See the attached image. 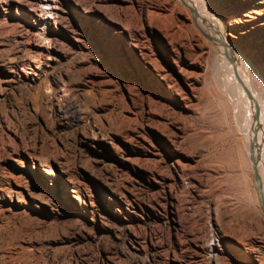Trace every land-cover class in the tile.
<instances>
[{
  "label": "rangeland",
  "instance_id": "1",
  "mask_svg": "<svg viewBox=\"0 0 264 264\" xmlns=\"http://www.w3.org/2000/svg\"><path fill=\"white\" fill-rule=\"evenodd\" d=\"M163 1L0 0V264H264L258 185L232 171L210 178L200 134L221 124L210 97L184 98L193 94L161 47ZM207 1L264 96V0ZM245 237L262 246L257 258L235 249Z\"/></svg>",
  "mask_w": 264,
  "mask_h": 264
},
{
  "label": "bare ground",
  "instance_id": "2",
  "mask_svg": "<svg viewBox=\"0 0 264 264\" xmlns=\"http://www.w3.org/2000/svg\"><path fill=\"white\" fill-rule=\"evenodd\" d=\"M36 2L42 7L53 5L51 0H36ZM170 3L167 9L170 13L166 17L168 20H161L160 28L165 37L160 40L161 47L164 51L169 50L174 53L171 56L172 60L177 70L184 75L186 85L193 94V96L186 95L185 100L192 101L199 91L210 97L214 113L221 124L220 131L200 134L207 142V158L210 157L211 161L212 159L214 161L211 162L212 165L208 164L211 170L210 178L216 180L217 177L226 176L232 171L233 176L239 179L240 185L248 188L249 175L252 176L258 185L264 207V96L258 95L254 90V83L259 76L250 69L251 67L235 64L236 53L224 41L222 34L215 30L214 22L209 17L207 0H171ZM149 7H146L145 16L148 20L153 18L154 22V18L160 16V12L157 11L159 8ZM175 9L180 10L185 19L179 20ZM257 9L261 11V8L252 5V10L257 11ZM252 20L256 28L262 24L261 18L254 17ZM201 26L215 30L216 38L208 36ZM209 41L220 45L215 46L219 48L217 54L212 52ZM245 50L250 52V46H245ZM151 62L160 77L170 83L169 87L184 91L178 82L171 79V74L164 70L158 60L151 59ZM193 64L197 65L198 69ZM243 64L246 65L244 61ZM261 70L264 73V64ZM200 85L202 87H199ZM203 141L202 143L205 144ZM259 175L263 178L262 182ZM251 198L249 197L248 200L250 201ZM237 204H232L235 213L239 208ZM216 212V221L221 224L225 215L220 213L219 207ZM198 230L206 233L211 231L206 221ZM211 240L214 241L213 238ZM238 243L235 245L238 252L249 253L251 256L254 254L255 258L258 257L257 251L262 248L254 244L251 238L245 237ZM212 248L213 246L209 245L208 249L212 250ZM246 257L244 255V258Z\"/></svg>",
  "mask_w": 264,
  "mask_h": 264
}]
</instances>
